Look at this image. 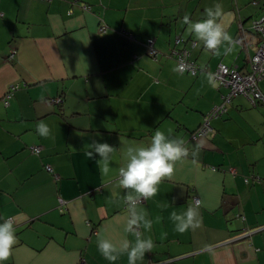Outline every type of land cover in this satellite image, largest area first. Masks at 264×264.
I'll return each instance as SVG.
<instances>
[{
  "label": "crops",
  "instance_id": "0c3cea01",
  "mask_svg": "<svg viewBox=\"0 0 264 264\" xmlns=\"http://www.w3.org/2000/svg\"><path fill=\"white\" fill-rule=\"evenodd\" d=\"M186 1L0 0V218H11L17 235L6 264H109L97 250L99 234L134 242L135 233L124 231L126 190L116 181L121 147L147 144L157 128L187 143L188 155L154 197L138 204L152 220L140 232L154 241L138 264H264V182L254 180L264 178V104L236 97L229 119L213 120L211 135L189 140L227 92L217 82L212 87L209 75L220 63L249 69L250 57L236 42L238 21L264 15V0L224 8L219 19L232 37L227 54L229 45L208 50L187 33L185 17H195L197 4L189 11ZM212 1L200 0V18ZM252 2L258 4L247 6ZM179 36L203 69L197 76L179 72L168 58ZM260 88L264 93V83ZM246 109L257 122L237 118ZM40 122L50 126L47 137L36 132ZM93 141L116 148L108 176L84 151ZM31 146H41L40 155ZM195 198L196 221L177 233L170 213L194 206ZM113 264H127L126 254Z\"/></svg>",
  "mask_w": 264,
  "mask_h": 264
},
{
  "label": "clouds",
  "instance_id": "9594fccd",
  "mask_svg": "<svg viewBox=\"0 0 264 264\" xmlns=\"http://www.w3.org/2000/svg\"><path fill=\"white\" fill-rule=\"evenodd\" d=\"M222 7L216 2L212 7L205 9L201 18L189 19L185 17V24L190 34L208 50H218L222 45L224 53L231 51L232 37L226 27L220 22ZM208 83L215 87V80L211 75ZM36 132L41 137H47L50 126L46 122H40L36 126ZM84 151L90 159H95L99 165L100 174L108 176L111 167L112 154L116 149L107 142L93 141ZM123 165L118 168L116 181L120 189L126 190L123 201L126 206L127 221L124 225L126 233H135V241L130 243L127 239L114 243L103 233L98 235L96 247L98 252L113 264L122 254L127 256V264H138L151 251L154 241L151 237L143 235L137 228L142 227L149 231L152 220L146 212L138 208L140 200L154 197L161 181L170 177L174 171L176 161L188 155L184 141L180 137L172 138L164 131L157 128L147 144H133L121 147ZM98 157V158H97ZM120 199L118 194H113ZM200 201L188 206L184 211L173 210L170 219L174 231L183 233L196 221ZM17 244L16 227L11 218H0V264H6L10 259L14 246Z\"/></svg>",
  "mask_w": 264,
  "mask_h": 264
},
{
  "label": "built area",
  "instance_id": "2783aa9c",
  "mask_svg": "<svg viewBox=\"0 0 264 264\" xmlns=\"http://www.w3.org/2000/svg\"><path fill=\"white\" fill-rule=\"evenodd\" d=\"M83 9L86 11L91 10L88 5H83ZM101 34L108 32V27L106 25H101L99 29ZM250 31L256 34L258 37L256 41H251L249 39ZM239 34L237 36V44L244 50H246L251 62V72L245 74L238 70L236 66H227L226 64L220 63L216 70L212 73V77L219 84V86L228 90L226 95L223 96V102L220 105L213 107L208 113L203 124L191 135V140H197L199 138L206 137L212 130L210 125V120L214 117H218L221 114H225L228 111V107L232 100L236 97L243 96L247 98L253 107H258L264 104V93L260 88V83L264 81V15L256 20L252 21L250 29L244 27L242 24L239 25ZM125 35H130L126 31L122 32ZM185 41L179 36L176 38L173 47L171 48L168 58L173 59L177 63V68L179 72L186 73L191 76H197L203 69L194 61L190 60V51L185 47H182ZM155 41H151L149 44V53L153 58L158 55L157 50L154 47ZM195 46V43H193ZM254 49L252 55L250 50ZM16 54V50H11L10 59H13ZM19 86L13 85L9 92L7 93L5 99L3 100L5 104H9L8 99L13 95ZM62 98L53 99L54 104H61ZM186 147V146H185ZM30 151L34 154H39L41 151L40 146L29 147ZM48 172L54 175V178L58 179V175L53 173L50 166H46ZM230 172L234 175L236 170L234 168L230 169ZM254 180L258 183L264 182V178L259 176L254 177ZM249 179H246V183ZM198 198L194 199L196 202ZM142 200L138 202L141 203ZM259 228L257 230H260ZM140 231V228H137ZM257 230H248L244 232L243 237L252 236V234ZM245 239V238H244Z\"/></svg>",
  "mask_w": 264,
  "mask_h": 264
},
{
  "label": "rangeland",
  "instance_id": "374dc122",
  "mask_svg": "<svg viewBox=\"0 0 264 264\" xmlns=\"http://www.w3.org/2000/svg\"><path fill=\"white\" fill-rule=\"evenodd\" d=\"M171 2V1H170ZM188 4H189V11H191L192 10V8L194 7V4L196 3L197 4V9L195 10V17L193 18V19H197V18H200V15H199V12H198V9L200 10V6H199V3H200V0H187L186 1ZM204 5L205 4H207L206 3V0H204ZM216 2H219V3H221V7H222V12L224 11V8H232L233 7V5H235V9H236V11L238 10V5L236 4V1L235 0H232V1H230V0H213L212 1V3H211V5L210 6H213ZM258 4V3H257ZM257 4H253V2L252 3H248L247 4V6H256ZM260 4V3H259ZM185 8V3H181L180 5H179V9H184ZM262 8H264V5L262 6ZM86 11V10H85ZM90 11V10H89ZM190 14V13H189ZM188 18H189V16H187ZM103 25H105V24H103ZM184 25H185V22H184ZM107 26V25H106ZM108 27V26H107ZM123 31H125V30H123ZM122 31V32H123ZM187 33H188V30H187ZM9 50V48H8V46L6 47V50H5V52L6 51H8ZM13 50V49H12ZM10 53H11V51H10ZM262 83H264V82H262ZM261 84V83H260ZM227 90V89H226ZM235 100V99H234ZM231 107V106H230ZM230 107H229V109H230ZM251 109H257V108H251ZM229 115H230V111L228 112V114H226L223 118H224V120H227V119H229L230 117H229ZM238 119H244V120H247V121H249V120H252V122H257V117L256 116H254V113H252L251 111H250V109H246V110H243L241 113H240V115L237 117Z\"/></svg>",
  "mask_w": 264,
  "mask_h": 264
},
{
  "label": "trees",
  "instance_id": "16d2710c",
  "mask_svg": "<svg viewBox=\"0 0 264 264\" xmlns=\"http://www.w3.org/2000/svg\"><path fill=\"white\" fill-rule=\"evenodd\" d=\"M262 16H263V15H262ZM262 16H260V17H262ZM260 17H258V18H260ZM258 18H254V19L248 20L249 23H246L245 20H239V21H238V29H239V25H240V24H242L244 27L250 29L251 24H252V21H253V20H256V19H258ZM239 33H240V32H239V30H238V34H239ZM250 33H251L250 36H251V35L254 36V42H255V41H256V38H257L259 35L257 36V35L254 34L252 31H250ZM181 38H182V37H181ZM251 41H253V40H251ZM238 46H239V45H238ZM239 47H240V46H239ZM240 49H241L242 52H245L246 55H247L246 50L242 49L241 47H240ZM250 52L253 53V52H254V49L251 48ZM227 66H230V65H227ZM232 66H234V65H232ZM236 67H237V66H236ZM237 68H238V67H237ZM238 70H239V69H238ZM239 71H241V72H243V73H245V74L250 73V72H251V62H249V69H248V70H246V71H244V70H239ZM262 82H264V81H262ZM16 85H17V84H16ZM18 89H20V86H19ZM18 89H16V90H18ZM16 90H15V91H16ZM227 92H228V90H227ZM227 92H226V93H227ZM225 95H226V94H225ZM233 100H234V99H233ZM233 100H232V101H233ZM231 103H232V102H231ZM219 105H220V104H219ZM230 105H231V104H230ZM230 105H229V107H230ZM209 112H210V111H209ZM209 112H208V113H209ZM208 113L205 114V116H204V118H203V122L205 121V118L207 117ZM227 113H228V111H227L225 114H221V115L218 116V117H214V118H212V119L210 120V125H211V123H212L213 120L220 119V118L224 117ZM203 122H202V124H203ZM202 124H201V125H202ZM201 125H200V126H201ZM200 126H199V127H200ZM199 127H198V128H199ZM198 128H197V129H198ZM197 129H196V130H197ZM211 129H212V130L209 132V134H208L207 136L211 135V134L214 132V131H213V127H212V125H211ZM196 130L190 132L189 138L191 137V135H192ZM207 136H206V137H207ZM189 140H190V139H189ZM194 141H197V140H194ZM186 145H187V143L184 144V146H186ZM186 148H187V147H186ZM234 169H235V168H234ZM235 170H236V169H235ZM229 172H230V170H229ZM230 173H231V172H230ZM231 174H232V173H231ZM236 174H237V170H236ZM236 174H234V175L232 174V175L235 176ZM261 178H262V177H261Z\"/></svg>",
  "mask_w": 264,
  "mask_h": 264
},
{
  "label": "bare ground",
  "instance_id": "6f19581e",
  "mask_svg": "<svg viewBox=\"0 0 264 264\" xmlns=\"http://www.w3.org/2000/svg\"><path fill=\"white\" fill-rule=\"evenodd\" d=\"M1 16H2V14H0ZM191 140V139H190ZM41 147V146H40ZM42 147H41V151H42ZM30 150V149H29ZM41 151H40V153H41ZM31 152V151H30ZM32 153V152H31ZM40 153L39 154H34V153H32V154H34V155H40ZM49 166V165H48ZM51 167V166H50ZM52 168V167H51ZM45 169H46V167H45ZM47 170V169H46ZM53 170V169H52ZM199 200V199H198ZM60 201H63V200H60ZM145 202V200H142V202L141 203H139V204H142V203H144Z\"/></svg>",
  "mask_w": 264,
  "mask_h": 264
},
{
  "label": "water",
  "instance_id": "95a60500",
  "mask_svg": "<svg viewBox=\"0 0 264 264\" xmlns=\"http://www.w3.org/2000/svg\"><path fill=\"white\" fill-rule=\"evenodd\" d=\"M260 230H262V229H260ZM260 230H257V231H255V232H258V231H260ZM255 232H254V233H255Z\"/></svg>",
  "mask_w": 264,
  "mask_h": 264
}]
</instances>
